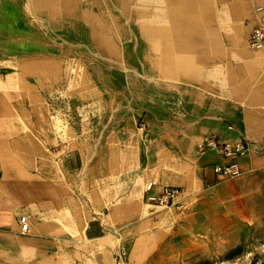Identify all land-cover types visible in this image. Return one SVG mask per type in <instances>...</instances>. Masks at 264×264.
Wrapping results in <instances>:
<instances>
[{"label":"crops","instance_id":"obj_1","mask_svg":"<svg viewBox=\"0 0 264 264\" xmlns=\"http://www.w3.org/2000/svg\"><path fill=\"white\" fill-rule=\"evenodd\" d=\"M262 26L264 0H0V264L261 239L264 147L223 179L199 144L264 145Z\"/></svg>","mask_w":264,"mask_h":264},{"label":"built area","instance_id":"obj_2","mask_svg":"<svg viewBox=\"0 0 264 264\" xmlns=\"http://www.w3.org/2000/svg\"><path fill=\"white\" fill-rule=\"evenodd\" d=\"M251 45L256 49L264 48V27L257 28L251 35ZM259 146L248 139L241 138L232 142H222L216 136H208L199 144L201 152L215 151L217 152L224 163L214 165V170L223 179L233 178L241 175L240 159L248 156L254 149ZM152 184L146 187V193L151 191ZM178 189L168 187L159 196L148 195L146 197L147 206L144 211V217H155L160 213L171 209L174 206V198L178 194ZM23 231L27 234L32 233V225L28 218L21 219Z\"/></svg>","mask_w":264,"mask_h":264},{"label":"rangeland","instance_id":"obj_3","mask_svg":"<svg viewBox=\"0 0 264 264\" xmlns=\"http://www.w3.org/2000/svg\"><path fill=\"white\" fill-rule=\"evenodd\" d=\"M260 237H254L250 230L246 231L244 241H203L202 252L195 251L194 244L188 243L180 250H166L163 257L153 259L149 264H212L201 261L208 249L224 264H264V226H261ZM117 264H130L124 251L118 255Z\"/></svg>","mask_w":264,"mask_h":264},{"label":"bare ground","instance_id":"obj_4","mask_svg":"<svg viewBox=\"0 0 264 264\" xmlns=\"http://www.w3.org/2000/svg\"><path fill=\"white\" fill-rule=\"evenodd\" d=\"M201 261L202 262H210L212 264H224L223 262H221L220 260H218L214 256V254L212 253V251H210L209 249L207 250V252L203 256V258L201 259Z\"/></svg>","mask_w":264,"mask_h":264}]
</instances>
